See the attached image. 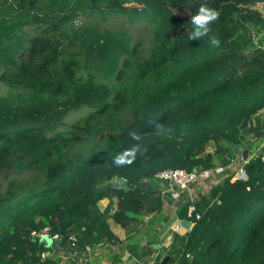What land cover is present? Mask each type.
<instances>
[{
    "label": "trees",
    "instance_id": "trees-1",
    "mask_svg": "<svg viewBox=\"0 0 264 264\" xmlns=\"http://www.w3.org/2000/svg\"><path fill=\"white\" fill-rule=\"evenodd\" d=\"M263 2L0 0V264H86L50 254L70 246L68 235L78 248L116 240L110 264L123 247L131 264L145 263L130 241L161 208L159 191L143 188L154 174L221 170L234 143L250 147L264 129V36L252 38ZM202 3L219 12L209 25L218 46L189 38ZM134 145L133 164L115 166ZM241 170L193 200L192 224L171 233L164 264H264V162L253 154ZM102 197L113 206L100 209ZM44 225L59 233L54 249L28 234Z\"/></svg>",
    "mask_w": 264,
    "mask_h": 264
},
{
    "label": "crops",
    "instance_id": "crops-1",
    "mask_svg": "<svg viewBox=\"0 0 264 264\" xmlns=\"http://www.w3.org/2000/svg\"><path fill=\"white\" fill-rule=\"evenodd\" d=\"M264 135L257 139L253 140L254 149L260 139ZM250 148V147H249ZM250 151H252L250 149ZM241 160L239 156L231 157V161L225 166L221 167V170L218 168H212L205 171L197 172L195 179L189 183L185 188H179L176 184L162 179H157L160 182L159 191L160 196V209L156 213H148L143 216L140 230L131 237V241L137 245L138 250L143 248L146 251L147 255H144L145 263L153 264L155 259L158 257L159 262L165 256L168 255L165 252L164 245L168 242L171 233L176 232L177 234H183L186 232L192 221L190 220L189 215L186 212H182V215L177 214V207L182 203L190 200H197L207 192L211 185L215 184L221 176H225L230 173L231 178H233L235 172L241 166ZM153 189V185L146 184ZM155 187V186H154ZM144 188V187H143ZM106 204L112 205L107 197H102L98 201L99 208H103ZM182 219L189 220L190 224L187 228L181 223ZM110 230L113 234L121 239L124 238L123 229L116 223H110ZM133 234V233H132ZM115 241V242H114ZM115 244H114V243ZM125 239L121 240L123 244ZM150 247V248H149ZM119 248L118 242L112 239L106 243L105 248L103 246L94 247L93 249L88 248L87 246L78 248L73 246L60 247L58 249L52 250L51 255L56 256L60 255L62 257H70L73 259H80L86 264L91 263V258L93 259V264H110V258L107 256V251L112 250L113 252ZM119 260L115 264H131L133 257L129 255V252L123 247L119 249ZM158 262V263H159ZM157 263V264H158Z\"/></svg>",
    "mask_w": 264,
    "mask_h": 264
},
{
    "label": "clouds",
    "instance_id": "clouds-1",
    "mask_svg": "<svg viewBox=\"0 0 264 264\" xmlns=\"http://www.w3.org/2000/svg\"><path fill=\"white\" fill-rule=\"evenodd\" d=\"M219 18V12L213 8L207 6L206 3H202L196 12L191 16V23L194 26V31L190 35L191 40H197L199 37L208 36L211 46H218L220 41L215 36H209L211 28L209 25ZM132 139H140L135 132H131ZM141 151L139 145L124 150L122 153L114 157V165L117 167H123L125 165H131L137 158V154ZM240 158V157H239ZM241 160V159H240ZM242 161V160H241ZM243 163V161H242Z\"/></svg>",
    "mask_w": 264,
    "mask_h": 264
},
{
    "label": "built area",
    "instance_id": "built-area-1",
    "mask_svg": "<svg viewBox=\"0 0 264 264\" xmlns=\"http://www.w3.org/2000/svg\"><path fill=\"white\" fill-rule=\"evenodd\" d=\"M264 146V137L258 141L256 148L261 149ZM253 155V151H250L249 157ZM259 158L264 162V151L259 153ZM197 173L194 171H186L183 168L175 167V168H165L163 170H160L159 172H156L154 176L158 179H165L167 181H170L174 184H176L179 188H185L189 183H191ZM243 175V171L241 170V166L237 169L235 172L233 178L235 177H241ZM194 211V204L193 200H188L186 205V214L190 215ZM194 217H198V213H194ZM31 235L36 236H42L47 235L53 238L59 239V233L58 232H50L49 228L47 226H42L39 230H31L29 232ZM68 238L70 240V246L73 245L74 237L72 235H68ZM48 251L42 250L40 252V256L44 257ZM139 264H148V263H139Z\"/></svg>",
    "mask_w": 264,
    "mask_h": 264
},
{
    "label": "water",
    "instance_id": "water-1",
    "mask_svg": "<svg viewBox=\"0 0 264 264\" xmlns=\"http://www.w3.org/2000/svg\"><path fill=\"white\" fill-rule=\"evenodd\" d=\"M238 129H239V134H238V137L240 139H242L245 135L248 134L249 132V127H248V124H247V121H246V118H242V120L240 121L239 125H238ZM264 134V129H259L255 132V137L256 138H261L262 135ZM231 151H232V154H231V157L234 158L235 156H239L240 159L243 161L242 163V166H245L248 158H249V153H250V148L247 147V146H242L241 144L239 143H234L232 146H231ZM253 151V154L257 155L261 152L264 151V146L261 148V149H257L255 148ZM165 181V179H162ZM113 185L114 186H122V188H127L126 185L123 184V180L120 179L119 177L117 176H114V182H113ZM144 189L145 190H150L151 187L146 185L144 186ZM181 223L185 226V228H187L190 224L189 220L187 219H182L181 220ZM59 242V239L58 238H51L50 236H47V235H42L40 236L38 239H37V245L39 247H50V248H54ZM168 258V255H165L158 264H164L166 262Z\"/></svg>",
    "mask_w": 264,
    "mask_h": 264
},
{
    "label": "rangeland",
    "instance_id": "rangeland-1",
    "mask_svg": "<svg viewBox=\"0 0 264 264\" xmlns=\"http://www.w3.org/2000/svg\"><path fill=\"white\" fill-rule=\"evenodd\" d=\"M257 5V7H258V9L260 10V12H261V14H263L264 15V2L263 3H259V4H256ZM263 36H264V29H260V30H257L254 34H253V42L254 43H258V39H262L263 38ZM256 144V142L253 144L252 142L250 143V149L251 150H254V145ZM211 146V145H210ZM29 175V174H28ZM236 178V177H235ZM158 179V178H157ZM157 179H153V180H151V184L153 185V189H156V188H158L159 189V186L158 185H160V182H159V180H157ZM231 179H234V178H231ZM113 182H114V179H113ZM111 185H113V183H111ZM118 186V185H117ZM155 186V187H154ZM160 190V189H159ZM216 200H218V198L216 199ZM111 206H113V204L111 205ZM111 208H113V207H111ZM44 226H47V225H44ZM48 227V226H47ZM32 230H35V229H32ZM37 230H39V229H37ZM37 230H35V231H37ZM31 231V230H30ZM29 231V232H30ZM28 232V234H29V236H31L32 238H34L36 241H37V239L40 237V236H36V235H31L30 233ZM71 246H73V245H71ZM105 247H103V249H104ZM40 258H43V257H41L40 256Z\"/></svg>",
    "mask_w": 264,
    "mask_h": 264
}]
</instances>
